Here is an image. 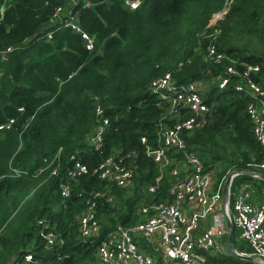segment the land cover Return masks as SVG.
I'll return each instance as SVG.
<instances>
[{"label":"trees","instance_id":"1","mask_svg":"<svg viewBox=\"0 0 264 264\" xmlns=\"http://www.w3.org/2000/svg\"><path fill=\"white\" fill-rule=\"evenodd\" d=\"M7 1L0 13V51L11 50L0 64V123L9 118L14 122L0 131V264H105L95 249L111 227H100L97 236L82 239L76 221L85 192L103 183L94 174L84 175L70 196L62 198L59 183L70 154L89 168L114 149L129 154L125 159L135 164L133 195L113 224L132 223L139 201L169 198L168 174L148 197L146 186L158 171L140 142L144 136L157 146L161 111L148 84L166 71L177 83L198 80L205 85L200 94L208 110L199 127L183 134L187 150L208 167L220 164L218 178L229 168H251L246 165L249 156L261 157L244 109L248 97L230 84L217 87L213 77L221 65L205 57L209 38L197 44L222 0H140L134 9L123 7L122 0H78L70 13L94 37L91 51L62 23L37 33L64 0H0V9ZM214 26L217 50L258 64L264 74V0H229ZM92 95L108 117L97 151L85 138L96 125ZM59 148L60 172L55 175L51 170L56 163L48 165L44 159L50 161ZM248 178L233 177L231 190ZM115 188L120 187L111 185L109 193ZM110 208L100 199L96 217ZM49 230L55 233L51 246L42 235ZM27 255L31 260L26 261ZM205 264L254 263L221 253L207 254Z\"/></svg>","mask_w":264,"mask_h":264},{"label":"built area","instance_id":"2","mask_svg":"<svg viewBox=\"0 0 264 264\" xmlns=\"http://www.w3.org/2000/svg\"><path fill=\"white\" fill-rule=\"evenodd\" d=\"M78 0H65L75 4ZM140 0H122V6L128 9L136 8ZM229 6V0H222L219 9L212 12L206 27L198 34L200 38H209L205 46V57L209 62L221 65V71L213 77L217 87L222 89L230 84L234 91L248 97L245 103V112L251 122V133L261 152V159L252 160L246 165L264 173V74H260L258 64H249L239 61L235 57L216 49L215 36L218 29L214 23L222 16ZM63 4L54 11L58 16L56 23H62L70 32L78 35L84 49L91 51L94 48V37L86 32L79 24L76 14L61 15ZM51 37V32L47 33ZM10 47L0 51V64L8 56ZM100 51V50H98ZM1 75V71H0ZM148 89L156 97L155 105L161 114L156 127L157 146L152 147L147 143L146 137L141 136L140 142L144 146V154L157 167L158 174L147 187L149 192L157 189L162 171L166 170L170 176L169 195L170 201H159L142 206V218L131 225L116 224L107 230L96 245L98 260L106 264H154L151 255L139 250L135 239L155 236L157 246L164 259L170 264H204V257L200 251H220L221 245L216 240L226 233L225 216L233 226L239 230V235L251 248V253L256 261L264 264V194L258 204H250L245 200L248 192L244 185H239L232 194L230 208L228 205V185L226 203H221L217 212L218 203L222 197L221 185L225 178H217L213 167L204 165L195 153L185 147L181 132L189 131L197 125L198 117L208 110L202 100L199 82L191 80L186 83H177L171 72L154 77L148 84ZM93 114L96 125L85 136L86 142L94 150L102 148V137L108 124V117L97 96L92 95ZM22 110V108H19ZM12 118L0 123V131L11 127ZM61 148L49 161L55 162L51 174L57 175L60 170ZM178 153L179 158L171 155ZM129 154H122L119 149H114L105 155L94 167L89 168L81 159L70 154V165L64 171V178L59 183V193L62 198H68L71 187L76 181L87 174H94L102 187L89 189L83 198V207L77 216V231L80 238L95 237L99 233V224L95 217V208L100 199L109 200L108 187H124L132 179L135 172L133 161L126 160ZM126 158V159H125ZM18 172V170H15ZM211 186L214 189L210 190ZM81 194V192H79ZM195 205L196 208L189 214L183 213V205ZM230 211L232 214H230ZM209 219L208 224L199 235H193L200 220ZM47 246L55 242V233L49 230L42 234ZM31 256H26V261Z\"/></svg>","mask_w":264,"mask_h":264},{"label":"crops","instance_id":"3","mask_svg":"<svg viewBox=\"0 0 264 264\" xmlns=\"http://www.w3.org/2000/svg\"><path fill=\"white\" fill-rule=\"evenodd\" d=\"M8 4H9V1H7L3 6H2V8L0 9V13L2 14V12H3V9L6 7V6H8ZM74 4H72V3H70V2H65V0H64V3H63V8H62V11H61V15L62 16H66V15H68L69 13H70V11H71V8H72V6H73ZM59 17L58 16H52L51 17V19H49L47 22H45L40 28H39V30L37 31V33H40V32H43L45 29H47V28H50V27H52V25H54L55 23H56V21H58L59 19H58ZM100 50V49H99ZM198 81V80H197ZM199 82V81H198ZM199 86H200V92H201V94H202V92H203V88H204V86L205 85H201V83H199ZM202 100H203V98H202ZM244 109H245V107H244ZM246 113V112H245ZM204 114V113H203ZM203 114H201L199 117H198V120H197V125L195 126V128H197V127H199V125H200V121H201V118L203 117ZM249 119V118H248ZM250 121V120H249ZM250 125H251V122H250ZM194 128V129H195ZM193 130V129H192ZM192 130H189V131H182L181 132V136H182V139H183V141H184V138H183V134H187V133H189V132H191ZM155 141H156V139H155ZM156 143H157V141H156ZM184 143H185V141H184ZM157 145H158V143H157ZM260 151V150H259ZM260 154H261V152H260ZM171 155L172 156H174V157H176V158H179L180 157V155L178 154V153H174V152H172L171 153ZM198 157V156H197ZM250 158H249V162H251L252 160H254V161H258V160H260L261 159V157H262V155H261V157L258 159V160H256L255 159V157L254 156H249ZM199 159H200V161L202 162V160H201V158L200 157H198ZM203 163V162H202ZM211 167H214L215 169H216V176H217V173H218V171H219V165H218V163H213L212 165H211ZM249 167H251V168H253L252 166H249ZM157 171H158V169H157ZM166 171V170H165ZM167 172V171H166ZM168 174V173H167ZM239 175V174H238ZM243 175H246V176H248L249 178H248V180H245L244 182H242V183H239L238 185H236L235 187H234V189H232L231 190V188H229L230 190H229V199H228V205H229V208H230V203H231V199H232V194H234L235 193V189H236V187H238L239 185H244V189L248 192V194L246 195V197H245V200L248 202V203H250V204H258V203H260V201L262 200V196H263V194H264V180L263 179H260L258 176H254V175H250V174H243ZM162 176V175H161ZM237 176V175H236ZM235 177V176H234ZM233 179V178H232ZM161 180V179H160ZM170 180H171V178H170ZM153 181V180H152ZM260 181H262V182H260ZM131 182V180L128 182V184ZM170 183L171 182H169V185H170ZM127 184V185H128ZM149 184H151V183H149ZM149 184L146 186V192L148 193V194H150V195H154V193H156L157 192V189L155 190V191H153V192H149L148 191V189H147V187L149 186ZM159 184H160V182H159ZM159 184H158V186H159ZM231 184H232V180H231ZM127 185H125V186H127ZM169 185H168V187H167V196L169 197V198H166V199H163V200H158V201H155V200H152V201H147V202H141V201H139L138 202V205H137V207H136V209H135V215H134V219L132 220V223H130V224H127V225H131V224H133V223H135L136 221H139L141 218H142V214H141V212H140V209H141V207L142 206H145V205H149V204H151V203H154V202H159V201H170L171 200V196L169 195V192H168V189H169ZM124 186V187H125ZM110 187L111 186H109L108 187V196L110 197V199L109 200H105L104 199V201L105 202H107L108 204H109V206L110 207H112V208H110L111 210L110 211H108V212H100L99 213V215L96 217V208H97V205H96V208H95V217H96V219H97V221H99L98 222V224H100L99 225V227H106V226H108V227H111V228H109V229H107V230H110V229H112V228H114V226L116 225V224H120L119 222H115L114 224H113V222L115 221V218H116V216H118L119 215V213L123 210V207H124V201L125 200H127L128 198H130L132 195H133V188H131V187H129L128 189V191H127V193H125L124 194V192L125 191H123V192H121V193H119L118 195H116L115 196V194H110L109 192H110ZM213 187H215V186H211L210 187V190L211 189H214ZM221 187H222V185H221ZM231 187V186H230ZM120 188H123V187H120ZM158 188V187H157ZM222 194V193H221ZM228 198V197H227ZM143 200V199H142ZM221 203H222V197H221V199H220V201H219V203H218V206H217V208H218V210H217V212L218 211H220V205H221ZM98 204V203H97ZM191 207H193V210L196 208V206L195 205H193V206H191V205H183V207H182V211H183V213L185 214H189V212L191 211ZM114 226H113V225ZM208 224H210V220L209 219H205V220H200L199 222H198V226H197V228H195V230L193 231V235L195 236V235H199L202 231H203V229L208 225ZM122 225V224H121ZM127 225H124V226H127ZM226 225V224H225ZM113 226V227H112ZM106 230V231H107ZM105 231V232H106ZM104 232V233H105ZM103 233V234H104ZM234 236V237H233ZM232 240H233V247H234V249H235V251L236 252H238V253H241V254H247V253H251V248H250V246L247 244V242H245L243 239H241V237H240V235H239V230L235 227V226H233V224H232ZM135 241H136V244H137V246H138V248H139V250L140 251H142L143 253H146V254H149V255H151L152 257H153V259H154V264H170L169 263V261H167L166 259H164L163 257H162V255H161V252H160V250H159V248H158V246H157V238L155 237V236H151V237H148V238H142V237H139V238H136L135 239ZM216 242H217V245H221L222 246V249L220 250V251H200V253L203 255V257H204V264H205V256L207 255V254H230L229 253V251H228V247H227V228H226V233L221 237V238H219V239H217L216 240ZM234 243L236 244L235 246H238V245H240V246H243V247H247L248 249H249V252H244V251H239L238 249H236V247L234 246ZM242 260V259H241ZM245 261V260H244ZM250 262V261H249ZM252 263H254V264H260V263H256V262H252ZM106 264V263H105ZM122 264H124V263H122ZM128 264V263H127Z\"/></svg>","mask_w":264,"mask_h":264},{"label":"water","instance_id":"4","mask_svg":"<svg viewBox=\"0 0 264 264\" xmlns=\"http://www.w3.org/2000/svg\"><path fill=\"white\" fill-rule=\"evenodd\" d=\"M238 174H250V175L258 176L260 179L264 180V173L261 171L251 168H239V167L233 168L231 171L226 173V176L222 183L221 193H222L223 204H225L227 200V190H228L229 182L232 180L234 176ZM225 220H226V228H227V247L229 253L238 259L258 263L252 255L241 254L235 251L232 240V223L226 216H225Z\"/></svg>","mask_w":264,"mask_h":264},{"label":"rangeland","instance_id":"5","mask_svg":"<svg viewBox=\"0 0 264 264\" xmlns=\"http://www.w3.org/2000/svg\"><path fill=\"white\" fill-rule=\"evenodd\" d=\"M178 65H180V63H179ZM199 83H201V85H203V83H202L201 81H199ZM218 165H219V168H220L221 165H220V164H218ZM156 168H157V167H156ZM232 169H233V168H229V169L227 170V172L231 171ZM213 170H214V172H216V169H215L214 167H213ZM227 172H226V173H227ZM163 174H166V175H167V172L164 170V171H162L161 175H163ZM225 176H226V174H225ZM217 178H218V177H217ZM132 182H133V180H132L127 186H125V187H123V188H115V190H114V192H113L112 194H115V196H116V195H118L119 193H121V192H123V191H125L124 194L127 193V191L129 190V189H128L129 187L133 188ZM147 195H148V197H152V196L149 195L148 193H147ZM230 214H232L231 211H230Z\"/></svg>","mask_w":264,"mask_h":264}]
</instances>
